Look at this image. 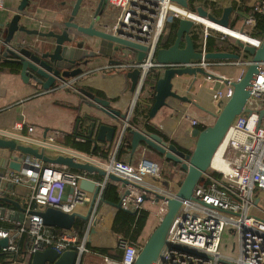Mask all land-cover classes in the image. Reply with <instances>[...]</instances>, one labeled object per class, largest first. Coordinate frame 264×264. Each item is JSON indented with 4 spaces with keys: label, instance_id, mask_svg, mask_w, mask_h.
<instances>
[{
    "label": "built area",
    "instance_id": "1",
    "mask_svg": "<svg viewBox=\"0 0 264 264\" xmlns=\"http://www.w3.org/2000/svg\"><path fill=\"white\" fill-rule=\"evenodd\" d=\"M98 2L99 0H89L85 9L81 10L88 17L87 25L94 21L93 15ZM188 3L190 4V0ZM237 3L240 5L241 1L237 0ZM189 4L185 7L176 0H122L118 5L115 0H107L104 11L111 17L113 31L117 33L118 29H122L124 34H130L131 40L149 49L143 64L125 65L124 62L121 65L140 66L142 73L146 72V75L152 68L158 70L171 67H202L214 74L212 67L215 65L248 66L251 61L242 59L243 56L245 57V51L238 45V41H241L239 38L195 21L191 35L197 50L203 54L211 52L207 50L206 44L208 36L214 39L215 36L209 32L214 30L236 40L234 43L237 45L236 54L241 58L210 60L203 57L201 60H191L189 63L168 64H159L154 60L156 50L163 47L162 43L170 33L165 32L180 18L176 12L178 7H185L190 12L218 24L208 15H199L197 9H192ZM62 5L65 10L70 9V0L62 1ZM198 6H202L208 14L216 15L212 12V8L214 10L215 7L195 5ZM5 7L6 0H0V10ZM116 8L120 9L116 11ZM262 13H264V0H257L251 4L246 14H243L237 6L231 14L236 23L226 28L237 29L250 36L253 43H243L257 47L261 44L262 37L255 36L254 33L257 15ZM239 15L243 18L239 19ZM76 20L78 22L80 18ZM95 22L98 26L99 21ZM199 25H203L204 28H201L202 41L198 44L200 32L197 26ZM215 43L217 44V39ZM78 80L69 79L55 89L73 88ZM231 81L233 80L228 79L226 89L214 95L220 108L232 93ZM52 91L53 88L44 91L43 94ZM140 93L136 89L124 126H120L114 142L111 145L98 143L97 152L59 142L58 131L35 136L34 126L26 127L25 119L16 121L9 128H0L2 139L36 147L51 157L68 156L76 163L91 164L105 172L104 175H100L97 171L88 172L66 165L51 164L32 155H22L19 151L8 149L7 160L18 158L21 170L8 168L0 171V197L18 193L24 204L21 205L23 210L3 209L4 207L0 206V222L10 224L0 225V239H8L7 246L0 248V256H2L0 264H31L35 253L47 249H54L59 254L73 249L81 257L91 252L87 246L89 235L98 220L104 192L110 183L117 186L119 202L124 210L138 214L143 209H147L145 204L149 202L159 206L160 211L157 215L159 214L161 220L167 210V198L175 194L180 182L177 183L173 178L163 174L160 163L148 155L147 146H139L142 150L137 160L134 159V154H131L130 159L126 161L117 158L118 150L125 142V131L129 128H139L130 120ZM245 110L233 122L221 143L224 146L221 164L214 166L212 160L210 169L203 176V184L195 186L193 198L182 202L167 235V242L158 259L151 264H264V217L255 212L256 209L261 210L256 200H260L264 195V115L261 120L258 119L259 126L258 124L253 126L249 120L252 116L258 117L259 112L264 110V63L253 83ZM188 116L185 114L184 118ZM189 120L192 126L199 124L197 119ZM76 131V139L85 142L87 128L80 126ZM112 173L128 179L129 183L113 181L110 178ZM82 180L93 183L97 191L82 188ZM158 196H163L164 199H158ZM47 207L69 214L77 212L88 215V226L83 238L80 239L75 226L71 229H60L46 225L43 218L35 212ZM82 208H86L85 212L81 211ZM227 229L237 236L236 255L221 250L223 234ZM116 236V248L121 251V257L114 259L104 256L105 264H134L142 248L140 242H134L129 237ZM224 248L227 250V245ZM235 248L236 243L233 245V249Z\"/></svg>",
    "mask_w": 264,
    "mask_h": 264
},
{
    "label": "water",
    "instance_id": "2",
    "mask_svg": "<svg viewBox=\"0 0 264 264\" xmlns=\"http://www.w3.org/2000/svg\"><path fill=\"white\" fill-rule=\"evenodd\" d=\"M107 0H99L94 12V21L87 25V16L81 11L83 0H76L71 15L64 19L60 27L43 31L29 28L21 24V19L30 5L31 0H21L14 16L5 23H0V98L6 94V90L1 87V76L3 75V63H16L19 65V75L26 84L34 83L45 91L67 82L69 79H79L82 75L81 67L92 68L90 66L100 57L109 58L110 63L122 64L126 61L128 53L137 55V63L143 64L148 47L139 42L130 39V34H124L122 29L118 32L113 31V24L108 12H105ZM183 6H188V0H176ZM233 6H226L220 16L208 14L202 7H197L199 15H208L210 19L216 21L224 27H229ZM109 17V18H108ZM77 18H80V21ZM99 21V25H95ZM194 21L188 18L180 17L176 30L174 42L169 47H160L154 54V60L159 64L168 63H189L191 60H201L203 57L210 60H225L241 58L239 54L211 51L203 54L196 49L195 41L191 35ZM24 33L32 36L52 39L49 48H35L20 38ZM238 45L245 51V56L250 57L251 63L246 66L243 75L236 81H231L233 87L229 98L222 104L220 110L215 114V121L203 130L195 128L193 135L196 137L195 147L191 154L179 149L176 142L164 139L160 134L149 131L146 128L127 129L124 134L125 142L130 144L131 154H134L139 146H147L156 153L162 155L165 159L180 164L184 170V176L180 181L175 194L167 198V210L161 218L159 224L150 234L149 238L142 246L134 264H151L156 261L166 244L167 235L178 213L182 202L193 198V190L197 184H203L204 175L211 167L212 160L219 149L227 131L233 122L244 113L246 103L251 96L253 83L264 63V36L259 46L245 44L238 41ZM120 57V58H119ZM151 57V59L153 58ZM158 79L151 86L154 101L150 107V116L154 117L157 112L169 106V100L175 99L181 102L193 104L189 95H182L174 90L173 80L178 76L189 75L195 79L199 76L215 78L216 75L206 71L202 67H183V68H159ZM146 78V72L140 73L136 89L142 91ZM226 83L228 79L222 78ZM73 86L82 97L83 101L90 107H93L111 118L112 122H106L101 115L89 116L81 114L78 116L77 127L87 128L85 139L93 141V151L98 143L111 145L119 131L120 126H124L126 115L119 109L114 108L108 98L98 96L94 91L86 86ZM251 114V112H249ZM264 115V110L259 112V119ZM86 120V126L83 121ZM259 126V124H258ZM75 130V135L77 131ZM0 148L11 151H19L22 155H32L44 162L51 164L66 165L78 170L88 172L97 171L104 175L101 170L91 164H82L74 162L70 157L59 155L51 157L43 151L32 146L17 144L14 140H5L0 138ZM10 169L20 171L21 163L18 158L9 161ZM113 181L128 184L129 180L124 179L114 173L110 175ZM81 187L89 191H97L94 184L82 180ZM158 199H164L158 196ZM0 200H6L16 206L18 210H23L18 201L8 197H0ZM104 201V198H103ZM106 202V201H104ZM259 199L256 200V203ZM118 210H124L121 203L106 202ZM5 209V208H3ZM135 214L130 210H124ZM48 226L60 229H71L75 226L77 219L82 218L88 221V215L80 213H65L53 207H47L42 211H37ZM8 239H0V248L7 246ZM81 256L76 250H68L59 254L54 249H47L43 252H37L32 258L31 264H78Z\"/></svg>",
    "mask_w": 264,
    "mask_h": 264
},
{
    "label": "crops",
    "instance_id": "3",
    "mask_svg": "<svg viewBox=\"0 0 264 264\" xmlns=\"http://www.w3.org/2000/svg\"><path fill=\"white\" fill-rule=\"evenodd\" d=\"M213 1L217 2V4H221V6L215 7L216 15L220 16L226 6H233L234 9L239 6V10L243 14H246L250 5L257 0H240V5H237V0ZM20 2L21 0H6V7L0 10V23L8 22L14 16ZM56 3L57 0H31L30 5L21 19V24L29 28L43 31L50 30L51 28L57 29L63 22L61 16L64 19L63 13L65 12V9L60 8ZM54 4L57 5V9L53 6ZM193 4L195 3L193 2ZM195 8L197 9V7H194V9ZM183 10L186 12L189 11L187 9ZM188 14L189 15L186 17L191 18L192 15L189 12ZM178 15L184 17L180 14ZM240 18L242 19L243 16L239 15V19ZM231 21L233 22V25L236 23L233 15H231ZM230 24L232 25L231 22ZM20 38L24 39L27 44L39 49L49 48L52 44V39L27 35L24 33L20 34ZM235 46L237 45L231 44L228 48L218 46L220 49L214 51L236 53L237 48H235ZM125 56L127 58L124 63L125 65L133 63L137 64V55L135 53H128ZM242 59L249 60L250 57L248 56L246 58L243 56ZM4 64L5 63L2 65ZM90 66L93 67L80 68L83 73L78 80V84L102 92L105 95L103 98H108L114 108L119 109L126 115L130 110L132 101L134 100L136 86L140 79L142 68L140 66H123L117 63H110L109 58L107 57L98 58L94 64ZM245 70L246 66L243 70L241 69L240 72L242 74L240 76L236 75L229 77L223 72L213 71L215 73L214 75H216L215 78H209L202 75H199L196 79L189 75L176 77L173 80L174 90L182 95L188 94L193 100V104L170 99L168 101L169 106L161 108L154 117L150 116L149 121L140 117L136 126L144 128V124L148 122L152 127L158 130L159 133H161V136H165L167 138L166 140L176 142L179 146L185 149L193 150L196 143V137L193 135V131L196 126H192L189 119H197L199 123L205 124V122H203V114L214 116L220 110V104L214 99V95L218 91H224L227 87V83L221 79L220 76L235 81L243 75ZM152 85H147L146 89L140 93L139 99H150L153 96V91L151 89ZM1 87L6 90V94L3 98H0V128H9L13 126L16 121L25 119L26 127L34 126L35 136H41L45 133L49 134L51 131H58V140L63 144H68V142H70V137L76 138L75 130L78 123V116L87 113L84 108H78L77 110V107L73 106L78 104L76 100L78 98L77 95L70 96V92H63L66 89L55 88H53L52 92L43 94L45 90L41 89L39 86L36 87L34 83H24L19 74L10 73L5 67L3 69V75L1 76ZM48 94H52L51 99L45 97ZM70 102H72V106H70ZM194 108H197L199 112H194ZM185 114L189 115L188 118H184ZM97 115H101L102 119L106 122L113 121L104 114L100 113L95 114L94 116ZM258 117L252 116L249 118L250 123L253 126L258 124ZM130 122L132 123V118ZM140 148L141 147H138L133 155L135 160L138 159L141 153L142 149ZM148 151L150 154H156V152L150 148H148ZM8 153V149L0 148V171L9 168V161L7 160ZM130 157L131 151L128 149L127 152L122 154L121 159L119 160L126 161L129 160ZM159 157L162 158V160L158 162L163 170V174L167 177L173 178L179 183L183 178L184 171L182 166L165 159L162 155ZM17 194L12 196L13 199L19 197ZM150 205L152 204L149 202L145 204L147 209H149L148 207ZM100 207V216L102 217H100V219L93 225L87 243L91 252L82 255L79 264H101V260H104V255L102 256L97 251H94L93 248H111L112 243L116 239L117 234L112 231L111 227L118 209L104 201L101 203ZM85 210L86 208L81 209L82 212H85ZM153 220V213L150 212L142 236L145 230L153 225ZM115 253L116 252H114V254Z\"/></svg>",
    "mask_w": 264,
    "mask_h": 264
},
{
    "label": "trees",
    "instance_id": "4",
    "mask_svg": "<svg viewBox=\"0 0 264 264\" xmlns=\"http://www.w3.org/2000/svg\"><path fill=\"white\" fill-rule=\"evenodd\" d=\"M193 2H194V0H191L190 4H189L192 9H194V7H195ZM232 25H233V23H232ZM177 26H178V20H176L172 24L170 33L165 37V39L162 43L163 47H169L174 42L175 37H176ZM254 35L258 36V37H262V38L264 36V13L257 15V24L255 27ZM206 47H207V50H209V51L220 49V48H218V46L215 43V40L211 36L207 37ZM235 48H237V46H235ZM3 67H5L10 73H15V74H18L19 69H20L18 64L10 63V62L5 63L3 65ZM157 79H158L157 69H155V68L150 69L146 75L145 82H144V85L142 87L141 92H143L146 89L147 85L155 84ZM90 90L94 91L100 97H105V95L100 91L93 90V89H90ZM153 101H154L153 96L150 99L144 98V99L138 100V102L135 106L134 112H133V116H132V124L133 125L138 124V120L140 119V117H143V119L149 121V119H150L149 112H150V107H151ZM83 125L86 126V120L83 121ZM207 126L208 125L204 124V123H199L198 125H196V127L199 128L200 130H203ZM144 128L148 129L151 132L158 133L161 135V133H159L158 130H156L154 127H152L148 122H146L144 124ZM163 137L165 139H167L165 136H163ZM68 144L70 145V142H68ZM73 146L76 148H79V149L91 151L93 149L94 144H93V141L91 139H86L84 144L73 145ZM178 147H179V149L183 150L186 153L191 154V152H192V150L185 149L179 145H178ZM128 149H130V144L128 142H124L118 150L117 158L121 159L122 154L124 152H127ZM97 151H98V148L95 149V152H97ZM7 197L13 199V197L10 194H7ZM103 198H104V201L109 202V203L119 202V194H118L117 186L113 183H110L108 185V187L105 189ZM15 200L18 201L20 203V205L24 204V201L19 197L15 198ZM0 206H2L4 208H9V209L10 208L11 209L16 208L15 205L9 203L6 200H0ZM149 215H150V211L147 209H143L138 214H132V213H129V212L124 211V210H117L115 217L113 219V222H112L111 229L117 235H121L123 237H129L132 241L139 243V240L142 236V232H143L144 228L146 227ZM0 225L8 226L10 224L0 222ZM87 226H88L87 220H84L82 218L77 219V221L75 223V228L78 232L80 239L83 238L84 233L87 229ZM93 249H94V251H97L101 255L108 256V257H111L114 259H119L121 257V252L119 254L118 253L114 254V252L112 250H110V248H93ZM0 259H2V256H0Z\"/></svg>",
    "mask_w": 264,
    "mask_h": 264
},
{
    "label": "rangeland",
    "instance_id": "5",
    "mask_svg": "<svg viewBox=\"0 0 264 264\" xmlns=\"http://www.w3.org/2000/svg\"><path fill=\"white\" fill-rule=\"evenodd\" d=\"M62 1L65 0H57V5L63 9V5H62ZM116 4H121L122 0H115ZM76 0H70V9H66L65 12L63 13L64 19H67L69 17V15H71V11L73 8V5L75 4ZM89 2V0H84L82 3V9H85V5ZM219 2V1H218ZM74 3V4H73ZM224 3V2H223ZM54 4L53 6L57 9V5ZM196 4H202L204 7H208L209 5L212 7H217V6H221V4H217V2L213 1V0H201L198 3L195 2ZM215 5V6H214ZM120 8H116V11H118ZM212 12H215V8L213 10L212 8ZM117 13V12H116ZM63 17L61 16V20H64ZM231 23H233L231 21ZM172 26V25H171ZM171 26L167 29V31L165 33H169L171 30ZM201 28H204L203 25H199L197 26L198 31L200 32V38L197 40V43L199 44L202 41V34H201ZM52 29V28H51ZM50 29V30H51ZM48 31V30H47ZM209 32L215 36L214 40L217 39V46H221L222 48H228V46H230L231 44H234L236 42V40L230 36H226L222 33H219L217 31L214 30H209ZM166 35V34H165ZM216 38V39H215ZM246 58L248 56H245ZM245 66H242L241 64H237V65H215L212 67V71L214 72H223L226 75L230 76H236V75H241L242 73L240 72L241 69L243 70ZM215 74V73H214ZM221 77V76H220ZM236 81V80H235ZM139 84V82H138ZM77 85V84H76ZM79 86H82L81 84H78ZM63 92L67 93L70 92V96L72 95H77L78 98L77 100V105H73L72 102H70V106H75L77 107L76 109H85L87 113H83L88 114L89 116H94L95 114H100V111L88 106L83 100V97L73 88H68L66 90H64ZM136 95V92H135ZM48 99L52 98V94H48L45 96ZM80 111V110H79ZM194 112H199V110H197V108H194ZM204 115V120L203 122H205V124L210 125L215 121V115L214 116H210L209 114H203ZM22 120V119H20ZM85 142H82L81 140H77L76 138H72L70 137V145H80V144H84ZM148 155L150 156V158L155 159L156 161H161L162 158H160L159 154H155V153H148ZM183 176H184V172H183ZM68 189V187H67ZM258 206L261 210L256 209L255 212L264 217V195L260 198L259 202H258ZM150 212L153 213L154 216V220H153V225L150 226L148 229L145 230V232L143 233V236H141L140 238V244L141 246H143L145 244V242L147 241V239L149 238L150 234L154 231V229L157 227V225L159 224V214L156 216L157 212L160 211L159 210V206L158 205H150L149 207ZM101 211V210H100ZM100 219V213L98 214V220ZM156 220V221H155ZM117 236L115 241L112 243V247L110 248V250H112L113 252L116 253H120L119 251H117L116 245H117ZM234 243H236V248L233 249V245ZM227 245V250L224 248V246ZM114 246V247H113ZM221 250L233 255H236L238 252V241H237V236L233 235L230 233L229 229H227L225 231V233L223 234V240H222V246H221ZM104 261V260H103ZM101 260V264H105V262H103Z\"/></svg>",
    "mask_w": 264,
    "mask_h": 264
},
{
    "label": "bare ground",
    "instance_id": "6",
    "mask_svg": "<svg viewBox=\"0 0 264 264\" xmlns=\"http://www.w3.org/2000/svg\"><path fill=\"white\" fill-rule=\"evenodd\" d=\"M183 9H186L185 7H182V8H177L176 12L184 17L188 16V12L192 15L191 18H188V19H191L197 23H201V24H204L206 27H212V28H215L217 30H220L221 32H226L228 33L229 35L235 37V38H239L242 42H252L253 43V40L250 36L246 35V34H243L241 33L239 30L237 29H230V28H226L224 26H221V25H218L212 21H209L207 18H204V17H198L197 14L195 13H192L190 11L186 12L184 11ZM193 18V19H192ZM219 28H222V29H219ZM223 145H221L219 147V149L217 150L216 154L214 155V158H213V165L214 166H218L219 164H221L222 162V151H223ZM221 166V165H220Z\"/></svg>",
    "mask_w": 264,
    "mask_h": 264
}]
</instances>
